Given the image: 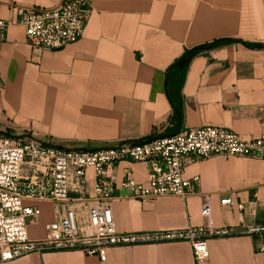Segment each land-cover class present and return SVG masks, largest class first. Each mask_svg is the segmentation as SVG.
Masks as SVG:
<instances>
[{
	"label": "crops",
	"instance_id": "0c3cea01",
	"mask_svg": "<svg viewBox=\"0 0 264 264\" xmlns=\"http://www.w3.org/2000/svg\"><path fill=\"white\" fill-rule=\"evenodd\" d=\"M61 2L0 0V17L14 23L0 37V132L32 135L67 149L141 143L207 125L247 138L264 136V0H94L78 42L59 50L32 47L19 24L23 9ZM220 39L238 41L205 49L191 61L180 95V121L166 92L167 72L187 50ZM107 173L118 185L127 177L149 179L144 162L125 160ZM196 177L194 193L186 198L116 199L118 231L202 226L205 194L211 197L216 228L242 232L264 224L263 161L213 156L189 164L185 178ZM95 184L90 169V195ZM227 196L234 204H222ZM25 205L41 209L29 224L30 238H44L56 220L55 205L31 200ZM209 249L210 258L200 263L191 243L172 242L111 247L106 261L78 251L47 250L7 264H264V237L212 238Z\"/></svg>",
	"mask_w": 264,
	"mask_h": 264
},
{
	"label": "built area",
	"instance_id": "2783aa9c",
	"mask_svg": "<svg viewBox=\"0 0 264 264\" xmlns=\"http://www.w3.org/2000/svg\"><path fill=\"white\" fill-rule=\"evenodd\" d=\"M94 0H62L52 8L26 7L19 24L26 29L34 48L59 50L83 36ZM13 22L0 17V37ZM213 156L251 157L264 162V136L247 138L222 126L207 125L160 137L148 143L121 142L98 149L60 148L32 135L0 132V264L34 252L78 251L106 261L111 247L134 244L189 242L196 262L210 258L209 240L246 234L264 237V224L216 228L209 194L204 195L202 215L206 223L182 229L119 232L113 202L130 197L143 201L163 197L186 198L200 178L186 179L189 164ZM144 162L149 168L146 183L127 177L120 185L107 171L122 161ZM96 175L95 192L88 193V171ZM125 190L127 195H123ZM49 201L56 220L44 238L29 236V224L41 214L38 205L25 201ZM232 205L231 196L222 199ZM244 208L243 204L239 205Z\"/></svg>",
	"mask_w": 264,
	"mask_h": 264
},
{
	"label": "trees",
	"instance_id": "16d2710c",
	"mask_svg": "<svg viewBox=\"0 0 264 264\" xmlns=\"http://www.w3.org/2000/svg\"><path fill=\"white\" fill-rule=\"evenodd\" d=\"M238 40L234 39H220L210 44H205L204 46L196 47L190 50H187L186 53L175 62L168 70L166 75V92L169 96L173 104V108L175 110V114L178 116V119L182 120V101L180 98L181 92L183 90L185 78L187 75V70L191 61L203 53L205 49H214L221 45H227L234 43ZM249 46H253V44H248ZM187 59L188 62L184 67L179 66V61L181 59Z\"/></svg>",
	"mask_w": 264,
	"mask_h": 264
},
{
	"label": "water",
	"instance_id": "95a60500",
	"mask_svg": "<svg viewBox=\"0 0 264 264\" xmlns=\"http://www.w3.org/2000/svg\"><path fill=\"white\" fill-rule=\"evenodd\" d=\"M187 62H188V60L183 58V59H181L179 61V66L184 67L187 64ZM158 138H160V137H153V138H151L149 140L142 141L141 143L144 144V143L152 142V141H154V140H156Z\"/></svg>",
	"mask_w": 264,
	"mask_h": 264
}]
</instances>
